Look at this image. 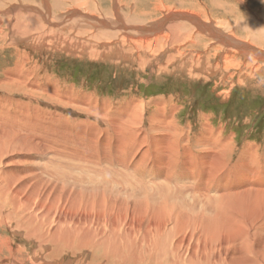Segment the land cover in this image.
<instances>
[{"label": "bare ground", "instance_id": "1", "mask_svg": "<svg viewBox=\"0 0 264 264\" xmlns=\"http://www.w3.org/2000/svg\"><path fill=\"white\" fill-rule=\"evenodd\" d=\"M58 1L53 0L55 8ZM176 18L189 19L213 43L220 42L224 52L234 48L264 59V51L254 46L253 39H233L192 15L171 16ZM252 18L263 33L260 16ZM154 25L148 29L164 27ZM240 26L246 28L243 22ZM15 37L24 40L18 32ZM11 73L5 72L7 80L0 85L15 77ZM49 92L58 97L60 105L73 106L85 115L71 121L69 115L54 114L53 122L58 124L50 133L59 143L57 148L47 151L48 144L38 147L40 139L15 140L13 130L0 129V163L4 162L0 226L5 223L13 234L23 233L33 242L32 264H49V257L44 261L42 255L64 250H85L89 264H264V155L258 158L256 150L248 149L228 158L229 139L227 143L219 138L208 121L200 125L198 134L190 126L180 127L178 109L174 104L166 111L164 97L146 103L130 98L114 106L101 96L70 97L55 87ZM1 112H6L2 104ZM2 117L3 127L10 125ZM24 144L33 156L23 150L36 161L15 170L7 158L23 156L19 148ZM47 153H51L48 160L44 158ZM3 251L13 256L11 243L0 238V256ZM3 260L0 257V264H18L14 259L11 263Z\"/></svg>", "mask_w": 264, "mask_h": 264}, {"label": "rangeland", "instance_id": "2", "mask_svg": "<svg viewBox=\"0 0 264 264\" xmlns=\"http://www.w3.org/2000/svg\"><path fill=\"white\" fill-rule=\"evenodd\" d=\"M81 1L59 0V7L55 8L53 0H0V81L7 80L5 72L15 75L8 79L10 83L0 85V96L5 98H0V104L6 110L0 117L4 115L3 120L10 123L3 127L0 121V129L13 130L15 140L40 139L38 147L48 144L47 151L57 148L59 143L50 133L58 124L53 122L54 114L69 115L71 121L84 119L85 115L73 106L60 105L58 97L49 92L54 87L70 97L77 94L78 98L80 94L102 97L114 106L130 98L146 103L164 97L166 111L174 104L178 109L176 120L180 127L190 126L192 133L198 134L203 128L200 125L208 121L219 138L227 139V143L229 139L231 153L228 158H235L248 149L256 150L258 158L264 155V59L234 48L226 53L221 50L220 42L213 43V39L196 30L189 19H171L173 15H192L221 29L227 36L233 35V39L244 42L253 39L254 46L264 51V31H259L250 21L259 15V24L264 27V0ZM163 21L166 22L163 24ZM240 21L246 24L245 29L241 28ZM153 25L164 27L150 31L148 27ZM139 26L147 28L146 31L138 30ZM17 32L24 40L18 41ZM190 68L194 70L191 74ZM21 147L18 148L32 155L25 144ZM25 151L22 154L27 156H8L7 162L13 163L10 164L15 170L36 161ZM48 154L51 153L44 157L46 160ZM14 161L19 162L15 164ZM3 163H0V170L4 168ZM0 238L8 240L14 251L13 256L3 251L0 256L3 261L11 263L14 259L18 264H32L30 258L36 246L27 241L23 233L13 234L4 223L0 226ZM84 252L64 250L58 254L45 253L42 257L44 261L49 257V264H89L91 258Z\"/></svg>", "mask_w": 264, "mask_h": 264}]
</instances>
